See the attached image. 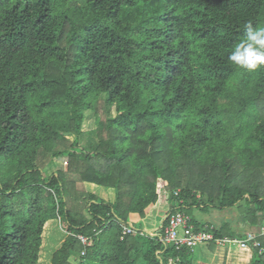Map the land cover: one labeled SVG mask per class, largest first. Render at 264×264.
<instances>
[{
	"label": "trees",
	"instance_id": "1",
	"mask_svg": "<svg viewBox=\"0 0 264 264\" xmlns=\"http://www.w3.org/2000/svg\"><path fill=\"white\" fill-rule=\"evenodd\" d=\"M249 22L264 26V0H0V264H48L56 218L68 235L51 264H166L157 239H120V222L143 227L180 199L191 216L236 208L248 230L264 225V67L227 59ZM41 152L65 169L45 176ZM213 233L239 235L228 222ZM78 234L92 238L83 256ZM259 240L249 264H264ZM168 257L197 264L187 248Z\"/></svg>",
	"mask_w": 264,
	"mask_h": 264
},
{
	"label": "rangeland",
	"instance_id": "2",
	"mask_svg": "<svg viewBox=\"0 0 264 264\" xmlns=\"http://www.w3.org/2000/svg\"><path fill=\"white\" fill-rule=\"evenodd\" d=\"M84 115L85 117L81 125L82 132L79 136V144L84 149L90 150L94 148L97 142L96 130H95L96 129L95 115L93 111L91 110L85 111ZM228 122L231 124L230 120ZM66 161H67V158L65 157L55 158L52 156L50 152H45V153L41 152L35 158V164L44 171L45 176L47 177L50 174H52L54 171H56L57 169H65ZM84 184L85 183L78 184L77 187H79L80 189L84 188L86 190V186H84ZM96 195L101 196V194L99 193V190L96 191ZM165 211L167 210H163V207L156 208L153 214L150 215L145 220L146 222H149V223H145V221L143 222V227L145 229L156 230V228L159 227L160 222H161L160 217H162L163 219V216L165 215ZM192 217L196 220L198 219L201 220L203 217H207V221H210L211 223L209 224H211V226L214 228L217 227L222 222H228L230 224V227H232V229H236V232L237 231L239 232L238 233L239 235H242V232H245L246 230H248L246 229V227L243 226V224L246 225V223L243 217L239 215L236 208L227 209L224 211L211 210L208 213H201L198 209H193ZM47 221H49V223L51 221V223L49 225V228L47 229V233L46 231L44 233L46 223L43 225L44 227L42 229L41 246H40L38 261L44 258L46 259V261H48V264H51L50 260H51L52 254L62 245L65 237L68 235V232L65 230V226L61 224L58 218L49 219ZM239 235L236 238L242 237ZM207 245L209 247V244ZM207 245L201 244L198 247H196L194 251H192L194 257L197 256V252L199 251L200 247L201 248L203 247V249H207L208 248ZM223 246L228 249L229 248L239 249V250L241 249L237 244L229 243L228 241L220 243L218 241L216 242V247H220V253L214 254V256H205V258L203 257L204 258L203 262L211 261L213 262L212 264H219V263H223L222 260L223 258H225L227 259L226 264H231V262H228V259H231V257H233L235 253L233 252V250H231L230 252H226V251L223 252L221 250V247ZM195 251L196 253H194ZM212 253H215V250Z\"/></svg>",
	"mask_w": 264,
	"mask_h": 264
},
{
	"label": "built area",
	"instance_id": "3",
	"mask_svg": "<svg viewBox=\"0 0 264 264\" xmlns=\"http://www.w3.org/2000/svg\"><path fill=\"white\" fill-rule=\"evenodd\" d=\"M179 190L174 191V195H178ZM178 204H182V200L172 201L169 205V213L166 215L161 225L156 230L145 229L143 227L134 226L131 223L120 222L121 233L120 239L127 235H139L142 237H150L157 239L163 246V250L158 251L160 262L166 264H179L178 257H168L167 261H162V254L165 249L174 247L175 250L187 248L193 251L201 244H209L211 241L226 242L237 244L241 249L260 248V237H264V225L256 230H248L244 232L241 238H222L214 237L213 228L210 226L208 229L197 227L194 223V218L176 208ZM77 238L81 241L84 248L80 252V256L85 255V248L92 244V238L78 234Z\"/></svg>",
	"mask_w": 264,
	"mask_h": 264
},
{
	"label": "clouds",
	"instance_id": "4",
	"mask_svg": "<svg viewBox=\"0 0 264 264\" xmlns=\"http://www.w3.org/2000/svg\"><path fill=\"white\" fill-rule=\"evenodd\" d=\"M245 36L229 52L227 59L238 68L253 72L264 67V26H245Z\"/></svg>",
	"mask_w": 264,
	"mask_h": 264
},
{
	"label": "crops",
	"instance_id": "5",
	"mask_svg": "<svg viewBox=\"0 0 264 264\" xmlns=\"http://www.w3.org/2000/svg\"><path fill=\"white\" fill-rule=\"evenodd\" d=\"M84 186H86V191L92 192L96 195V191L99 190V193L101 194V196L97 195L98 197H100L106 201H110V202L114 201V193L110 189H107L103 186L95 185L92 183H85ZM160 218H161V222H160V225H161V223L165 217L163 216V219H162V217H160ZM201 220L198 219L199 222H202L204 224L211 223L210 221H207V217H203ZM50 223H51V221H50ZM145 223H149V222L145 221ZM243 226L245 227L244 224H243ZM202 245H207V244H202ZM207 247H208V245H207ZM225 248L226 247L223 246V247H221V250L223 252L224 251L230 252L231 250H233V252L235 253V255L233 257H231V259H228V262H231V264H239V263L240 264H249L251 257H252V250L251 249H240L239 250V249H233V248H229V249L228 248L225 249ZM208 249H209V247L207 249H203V247L202 248L200 247L199 251L197 252V256L194 257V255H193V261L195 260L196 263L200 262L201 264H212L213 262H211V261L203 262L204 258H205V256H214V254H219L220 253V247L215 248V253H212L214 251H211L210 249L209 250ZM194 253H196V251ZM208 254H210V255H208ZM222 261H223V263H219V264H226L227 259L223 258ZM222 261H220V262H222ZM200 263H198V264H200Z\"/></svg>",
	"mask_w": 264,
	"mask_h": 264
}]
</instances>
